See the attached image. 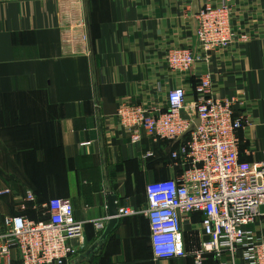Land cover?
<instances>
[{
  "label": "crops",
  "instance_id": "1",
  "mask_svg": "<svg viewBox=\"0 0 264 264\" xmlns=\"http://www.w3.org/2000/svg\"><path fill=\"white\" fill-rule=\"evenodd\" d=\"M205 3L227 4L234 32L248 41L197 60L190 72L171 70L169 50L200 54L195 15ZM208 75L211 96L236 98L247 121L238 132L240 159L264 161V0H0V191H11L0 196V235L8 219L42 220L43 204L66 198L85 225V249L71 264H196L199 215L183 224L184 258L155 257L144 213L104 234L110 196L118 210L144 211L147 186L178 174L172 153L180 141L144 135L132 143L118 110L164 109L169 92L184 88L182 116L196 119L195 89ZM260 213L257 237L264 205ZM8 264H21L18 250ZM203 264L220 261L206 253Z\"/></svg>",
  "mask_w": 264,
  "mask_h": 264
},
{
  "label": "built area",
  "instance_id": "2",
  "mask_svg": "<svg viewBox=\"0 0 264 264\" xmlns=\"http://www.w3.org/2000/svg\"><path fill=\"white\" fill-rule=\"evenodd\" d=\"M227 4L214 7L205 3L195 15L196 41L200 54L190 48L171 49L166 54L171 70L190 72L197 60H209L213 53L225 51L248 37L237 35ZM213 79H201L195 89L193 109L196 119L184 118L186 91L169 92L164 109L141 105H123L117 113L121 127L130 134L132 143L144 135L153 141H180L172 153L178 174L156 181L146 188L144 211L122 207L117 219L145 214L151 224V242L157 259L184 258L183 224L200 214L204 235L196 264L211 253L220 264H264V236L253 230L264 205V161L249 163L239 156L238 132L247 121L237 114L236 98L211 96ZM149 153L147 157H152ZM0 191V196L10 194ZM30 201L34 198L28 196ZM22 205L21 212L26 210ZM37 208L36 206L34 207ZM44 219L26 216L10 218L0 235V264H8L13 250L20 253L21 264H71L70 260L85 249L84 223L77 222L70 199L53 198L41 206ZM102 229V223H96ZM79 241L74 244L73 241ZM227 256V257H225ZM228 258V261H226Z\"/></svg>",
  "mask_w": 264,
  "mask_h": 264
},
{
  "label": "water",
  "instance_id": "3",
  "mask_svg": "<svg viewBox=\"0 0 264 264\" xmlns=\"http://www.w3.org/2000/svg\"><path fill=\"white\" fill-rule=\"evenodd\" d=\"M109 208H110V223L109 226L107 227V230L104 234V238L110 233L112 228L114 227L115 223L118 221L115 216L118 214V207L116 205V197H111L109 198Z\"/></svg>",
  "mask_w": 264,
  "mask_h": 264
},
{
  "label": "trees",
  "instance_id": "4",
  "mask_svg": "<svg viewBox=\"0 0 264 264\" xmlns=\"http://www.w3.org/2000/svg\"><path fill=\"white\" fill-rule=\"evenodd\" d=\"M177 148V147H176ZM20 215H22V214H20ZM196 215H199L200 217H201V215L200 214H196ZM195 215H193V217H194ZM201 219H202V217H201ZM201 221V220H200Z\"/></svg>",
  "mask_w": 264,
  "mask_h": 264
}]
</instances>
